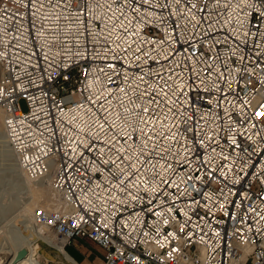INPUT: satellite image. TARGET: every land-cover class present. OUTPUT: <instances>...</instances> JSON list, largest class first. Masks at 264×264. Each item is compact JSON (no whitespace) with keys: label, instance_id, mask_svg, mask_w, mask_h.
I'll return each instance as SVG.
<instances>
[{"label":"built area","instance_id":"2783aa9c","mask_svg":"<svg viewBox=\"0 0 264 264\" xmlns=\"http://www.w3.org/2000/svg\"><path fill=\"white\" fill-rule=\"evenodd\" d=\"M0 69L7 145L54 198L33 224L63 250L264 264V0H0Z\"/></svg>","mask_w":264,"mask_h":264},{"label":"rangeland","instance_id":"374dc122","mask_svg":"<svg viewBox=\"0 0 264 264\" xmlns=\"http://www.w3.org/2000/svg\"><path fill=\"white\" fill-rule=\"evenodd\" d=\"M19 106L22 112L26 111L24 101H20ZM2 120L3 115L0 111V264H7L11 261L13 246L27 239L33 229L49 237L47 239L43 236L40 237L41 239H36L33 257L41 264H66L67 261L55 247L57 245L54 237L36 227L32 220L33 209L39 205H52L54 198L46 182L31 183L24 177L15 155L6 143ZM58 206L59 204L55 205L56 208ZM75 247L84 252L82 259L71 256L70 252L76 250ZM65 251L78 264H100V250L86 239L75 240Z\"/></svg>","mask_w":264,"mask_h":264},{"label":"bare ground","instance_id":"6f19581e","mask_svg":"<svg viewBox=\"0 0 264 264\" xmlns=\"http://www.w3.org/2000/svg\"><path fill=\"white\" fill-rule=\"evenodd\" d=\"M7 143V142H6ZM31 218V217H30ZM28 222V220L26 221ZM33 227V226H32ZM45 236L47 239L49 238L48 236H46L45 234H43L41 231L35 230L33 229V232L30 234V236L25 239V240H21V242L16 243L12 250H11V255H12V259L9 263L7 264H41L39 261H37L34 257H33V247H34V242L36 241V239L38 240V238ZM41 239V238H40ZM43 240V239H42ZM46 240V239H45ZM40 242V241H39ZM43 242V241H42ZM47 243V242H46ZM51 245V243L49 244ZM54 245V244H53ZM57 245V244H56ZM18 247V248H17ZM57 247L58 251L60 252V254L63 256V258L68 262L71 263L74 261L69 257V255L66 253L65 250L62 249V247L60 245L55 246ZM21 250H25V257L19 261L16 260L17 254L19 251ZM77 264V263H76Z\"/></svg>","mask_w":264,"mask_h":264},{"label":"crops","instance_id":"0c3cea01","mask_svg":"<svg viewBox=\"0 0 264 264\" xmlns=\"http://www.w3.org/2000/svg\"><path fill=\"white\" fill-rule=\"evenodd\" d=\"M74 242V241H73ZM76 250H71L70 254L71 256L77 258V259H82V257H84V252H82L80 249H78L77 247H75ZM69 256V257H71ZM87 257V255L85 256V258ZM72 258V257H71ZM73 259V258H72ZM74 260V259H73ZM75 261V260H74ZM100 261H101V256H100Z\"/></svg>","mask_w":264,"mask_h":264},{"label":"water","instance_id":"95a60500","mask_svg":"<svg viewBox=\"0 0 264 264\" xmlns=\"http://www.w3.org/2000/svg\"><path fill=\"white\" fill-rule=\"evenodd\" d=\"M25 254H26L25 250L19 251L17 254L16 260L19 261V260L23 259L25 257Z\"/></svg>","mask_w":264,"mask_h":264}]
</instances>
